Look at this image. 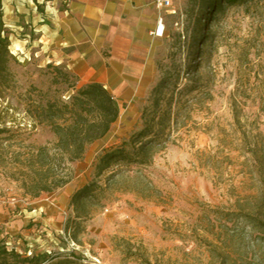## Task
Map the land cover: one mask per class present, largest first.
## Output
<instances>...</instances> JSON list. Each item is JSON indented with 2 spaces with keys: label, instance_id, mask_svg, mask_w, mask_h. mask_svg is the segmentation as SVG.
I'll return each instance as SVG.
<instances>
[{
  "label": "rangeland",
  "instance_id": "rangeland-1",
  "mask_svg": "<svg viewBox=\"0 0 264 264\" xmlns=\"http://www.w3.org/2000/svg\"><path fill=\"white\" fill-rule=\"evenodd\" d=\"M50 1L0 0L15 57L0 95V127L9 129L0 135V242L62 264H264V230L245 217L264 220V0L226 9L200 53L191 46L196 8L172 0L149 82L110 92L119 117L108 139L61 163L65 183L33 197L20 171L30 172L36 147L55 153L56 136L31 103H67L81 87L30 41H16L33 15L44 24L57 15ZM111 148L125 158L99 172ZM85 186L89 197L73 205Z\"/></svg>",
  "mask_w": 264,
  "mask_h": 264
},
{
  "label": "crops",
  "instance_id": "crops-1",
  "mask_svg": "<svg viewBox=\"0 0 264 264\" xmlns=\"http://www.w3.org/2000/svg\"><path fill=\"white\" fill-rule=\"evenodd\" d=\"M155 1L58 0L57 15H48L46 24L41 14L33 15L29 35L16 41H30L31 48L46 53V63L61 66L81 87L99 83L121 93L149 82L151 51L162 34L157 21L165 11L157 10ZM19 12L16 7L14 19L22 17Z\"/></svg>",
  "mask_w": 264,
  "mask_h": 264
},
{
  "label": "trees",
  "instance_id": "trees-1",
  "mask_svg": "<svg viewBox=\"0 0 264 264\" xmlns=\"http://www.w3.org/2000/svg\"><path fill=\"white\" fill-rule=\"evenodd\" d=\"M253 0H191L196 8L193 25L191 46L194 53H200L201 46L213 36L210 29L218 21L226 9ZM3 13L0 3V95L10 88L14 78L10 64L15 57L9 50L10 41L3 23ZM65 81L71 77L70 73L58 66L49 64ZM161 84V83H160ZM159 84V85H160ZM33 115L38 124H47L56 136L53 145L55 153H50L48 147L38 146L30 155V172L20 171L23 177V187L33 197L41 192H51L65 183L63 177L57 175V167L63 162H73L82 157L85 147L94 141L106 140L110 136L112 125L118 120L119 111L109 90L99 83H89L78 88L69 102L63 101H32ZM9 132L6 126L0 127V135ZM149 132L142 131L137 138L146 137ZM1 140V139H0ZM148 143L141 144L139 149L145 150ZM60 158V159H58ZM125 158L123 149H108L99 159V172L110 167L112 162ZM58 164V166L56 165ZM26 176L30 187L26 183ZM90 195L88 186L77 190L71 197L73 205L86 200ZM245 217L264 230V220L246 214ZM49 252L22 254L16 249H9L0 242V264H62L52 261Z\"/></svg>",
  "mask_w": 264,
  "mask_h": 264
},
{
  "label": "built area",
  "instance_id": "built-area-1",
  "mask_svg": "<svg viewBox=\"0 0 264 264\" xmlns=\"http://www.w3.org/2000/svg\"><path fill=\"white\" fill-rule=\"evenodd\" d=\"M155 7L159 11L170 10L172 8V0H156ZM157 23L158 26H161L163 23V17H159Z\"/></svg>",
  "mask_w": 264,
  "mask_h": 264
},
{
  "label": "bare ground",
  "instance_id": "bare-ground-1",
  "mask_svg": "<svg viewBox=\"0 0 264 264\" xmlns=\"http://www.w3.org/2000/svg\"><path fill=\"white\" fill-rule=\"evenodd\" d=\"M162 33V27L160 26L158 29V35H160Z\"/></svg>",
  "mask_w": 264,
  "mask_h": 264
}]
</instances>
